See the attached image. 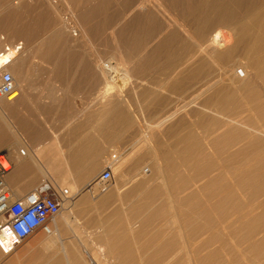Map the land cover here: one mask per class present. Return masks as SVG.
Wrapping results in <instances>:
<instances>
[{
  "label": "rangeland",
  "instance_id": "rangeland-1",
  "mask_svg": "<svg viewBox=\"0 0 264 264\" xmlns=\"http://www.w3.org/2000/svg\"><path fill=\"white\" fill-rule=\"evenodd\" d=\"M9 1L13 2L18 0H0V18H2L0 19V36L5 37L3 39L4 44L23 41L24 47L29 48L30 46H33V48H38L39 45L42 44L41 41L46 38L50 40L49 44L51 45V48L47 53H45L46 51L43 49L42 52L38 49L41 53L36 51L34 54L35 58H29L27 60L25 67L26 70L24 69L23 72L24 78H26L28 96L27 98L25 97L26 100L24 99L21 103L24 106L21 104L20 106H14L10 109L8 115L0 117V132L5 136V139L11 141L16 138L20 140V147L18 146L14 151L11 150L12 156H17L20 149H24L28 152L26 142L33 143L32 140H34V138L40 139L44 136L54 137L55 141L53 148H56L57 154L53 158L50 157L51 160L48 159L47 162L50 161L51 164L48 163V165L44 167L42 165L45 164V160L40 161L36 158V155H32V157L36 158V163H38V168L35 169L36 171L38 170L37 172L40 175V180L37 184L43 183L45 180L50 183L56 182L55 176L52 178V175L47 172V169L50 170L53 168L55 159L59 160L62 169H65V167L70 168L63 165L67 159L66 154L68 155L70 152L74 151L73 147L76 148L82 142L83 146L80 150V154L77 155L78 158H84L82 160H85L86 162L90 161L91 163H94L95 161L99 162L102 156L98 157L96 145H98V143L104 144L106 142H104V140L101 141L98 134L105 129L108 131L109 125L108 127L105 125L111 124L110 127L113 128H110L111 130L108 134L111 133L112 135L115 132V116L117 115L119 119L123 116L122 127L124 142L122 145V152L116 144H112L114 141V135H112L111 138L109 137L108 145L110 144L117 148L113 151L109 149L108 158L105 157L104 163L101 165L100 169L94 173V177L92 176V181H95L97 176H99L107 167L111 166L113 170V178L110 181V189L107 192H113L115 194L117 212L114 225L118 230L123 227V264H138L142 260L148 261L149 264H194L195 262L192 263V261L196 258L200 256H207L208 258L209 254L214 253V251L218 249H220L221 253L220 264L224 263L222 259L225 257L232 260L225 262L226 264H233L232 262L234 258L231 250L234 244H236V241L234 240L232 242L234 239L232 234L238 233V237L244 235L247 232V229L242 226L244 224L248 226L249 222H252L255 225H264V164H256L251 170L253 175H261V177H259V183L254 185L255 190L250 188L242 189L240 187H233L231 191L232 193L233 191L235 192L236 197L228 198L230 201L227 200L224 204L225 206L222 205L226 209L222 206L218 207L216 204L218 201L222 202L224 200V197H226L230 188L222 187L217 189L214 186H204L203 184L207 182L209 176L221 173L223 170V174L225 172L228 174L229 172L231 173L229 175L230 180H235V178H231V167H227L229 162L231 165V161L233 165L235 164L234 166H236L238 161H240L241 158V160H243L245 157L247 160H253V157L254 159L258 158V161L264 160V152L261 153V156V154H258L255 151H248L245 155L240 157L236 156L235 160H232L234 159L233 153L241 146L245 145L248 140L243 139V142L242 139L238 138L232 143L229 141V138H227L226 140L216 141L217 136H222V134L229 130L228 128H230L231 125L234 127L239 124L244 126L242 127V129L245 128L244 132L252 133V130L256 131L253 134L258 132L259 136H262L261 138L264 141V120L257 115L260 113V110L254 109L251 105H246V103H244L242 105L244 107L243 115L239 116L240 119H238L239 117L235 118L236 120L234 119V121L239 122L238 124L229 123L230 125L223 124L222 126V124L215 125V123H213L217 116V113L215 112H218V109L215 107V104H211L210 108H206L201 103V99H204L206 93L209 91L208 89L204 91V89L208 88V84L217 80L222 81L224 77L222 72L223 67L220 65L216 66L217 64L215 65L213 62L211 63V72L202 76V79L197 78L193 82L189 81L185 87L180 86L177 89H173L174 87L172 86V83L176 80H182V71L185 68H190L194 61L197 62L203 57V59H207V41H202V44L199 45V39L195 38L196 34H193V31L195 32V29L197 28L196 24L198 22L193 21L191 16L193 14L192 12L200 4L202 5L204 2L210 4L213 0H80L82 4L78 2V0H69L68 4L59 0L58 7H53L54 10L49 7V3H43L44 0H20L22 5L21 8L9 9L5 6V3ZM257 1L258 0L250 1L248 7H256L255 3ZM61 6L65 8H62ZM206 9L207 11L210 10L209 8ZM71 10L74 12L76 11L75 14L77 19L84 27L83 35L85 37L83 36L81 39L82 43L79 41H73L71 37L67 38V40L65 37L61 38V42L57 45L59 51L58 59L56 52L58 39L54 36L55 29L59 22H57L56 12L59 11L61 17H65V15L68 17V15L72 13L70 12ZM194 26L196 27L193 28ZM224 30L227 31V28H224ZM36 44L38 46H36ZM1 47H3V44ZM131 48L133 53L130 58V55H126V53H128ZM202 49L205 50V52ZM184 54L186 57L188 56L185 60L186 62H179V59L177 58L185 56ZM98 55L102 56L105 61H108L109 58H111V55L116 57L118 62L117 68H119L118 71H120V73L125 67L130 68L131 66L132 76L123 81V79L121 80L120 73H118L119 75L114 77L115 80H110V83H108L107 86L105 79H101L95 70H91L93 69L91 65L92 58ZM171 56H175L174 60L177 59L175 63H182L180 65L178 64L177 70H175L176 72L174 71L172 74L165 71V64ZM237 56V58L235 57V68H238L236 71H238L239 74H242V63H248L249 59L248 56L244 54L242 55V53ZM120 57H122V60ZM123 61H126L128 64ZM120 62L123 63V68ZM55 64L56 67H54ZM51 68L53 69V72ZM94 74L99 79L96 78ZM229 74L232 75L231 72ZM232 77L233 75L231 78ZM171 80L172 82H170ZM107 90H109V93H112L105 98V92ZM202 92L204 93V96L199 95L203 94ZM113 106H115L116 109L113 108L115 111L112 110L113 112H111L110 110ZM202 113L206 115L208 114V117L205 116L202 118L203 120L200 119V114ZM112 116L115 118L113 119ZM249 116H251L250 120L248 118ZM110 118H112V121L109 123ZM200 121H203L202 124ZM257 122H259V126H257ZM103 125L105 127H103ZM210 125H215V127L213 126V128ZM252 125L257 127L252 128ZM99 126H102L103 128H100ZM225 127H228V130ZM222 128H224V130H221ZM201 129L205 130L202 131ZM207 130L208 133H206ZM212 130L213 133L211 132ZM145 131H147V133L149 131V133L153 132L150 142L153 143L150 144L146 141H142L141 143L144 146H142V151H140V153L138 150V137H142ZM218 131L220 132L218 133ZM211 133L212 135L210 138L209 134ZM88 136H92V138ZM186 136L191 138L189 140L191 144V149L188 151L190 154L189 157H186L187 154H185ZM93 137L95 138V143H93ZM149 144L157 148L155 153L157 155L154 154L155 158L152 157L154 155H152ZM195 144L197 149L194 150ZM200 144L201 149L198 148ZM88 145H91V147ZM145 146H147L148 149L146 147L144 150ZM222 146H225V148ZM211 148L213 149L211 150ZM42 149L43 146H41L40 150L38 149L36 153H45ZM199 150L202 152L201 156ZM86 151H88V153ZM59 153H61L62 156H60ZM145 153L146 155H144ZM150 155L152 156L150 157ZM115 156L116 159H114ZM141 156L144 157V159L147 158L145 160L143 159V161H139ZM90 157L92 158L89 159ZM157 157L158 163L156 162ZM185 160H187V163ZM202 163L204 164L201 165ZM151 166L153 169L152 173H150L151 175L148 178L141 179L142 182H135L136 185H134L133 180L135 181L137 178L144 177V174L151 169ZM41 167L44 168L47 174L43 173L44 171H40ZM190 169L191 172H194L190 173ZM261 169L262 172L259 174L258 172H260ZM214 171H216V173ZM158 174H162L161 178ZM162 176L165 179H168V181H165L164 183V181L157 179H162ZM203 179L204 181L200 182V180L202 181ZM175 180L177 181L175 182ZM129 181H132L133 184ZM178 182L179 185H177ZM58 185L69 188L71 194L73 193L72 190H74V188L71 189L70 186L63 183H58ZM128 185L131 188L127 187ZM166 185H168V187ZM168 189L171 191L168 192ZM96 191H98V189ZM205 191L208 192V194ZM170 193L172 194L171 196H169ZM164 195H166V197H164ZM148 196L150 197L147 198ZM170 197L171 199L173 198L172 202ZM176 200L178 201L177 203ZM234 201H238L235 204L241 206L240 208L237 207L239 210L235 208V205L233 204ZM180 202L182 203L180 204ZM178 203L180 205H178ZM206 206L208 207L206 208ZM196 207L198 209H196ZM148 208L150 210H148ZM192 208L195 210L193 211ZM202 208L205 210H202ZM258 208L261 209L257 210ZM171 209H173L172 212L170 211ZM225 210L226 212L224 213ZM185 212L188 213L185 215ZM172 214L173 218L176 216L179 217H176L178 220V224L176 223L177 226H174L175 224L172 225V222H174L173 218H171ZM220 214L223 215L221 216ZM234 214L236 215L234 216ZM124 216H126V218ZM217 216H219V218ZM215 218L216 220H214ZM154 219L157 220L154 221ZM119 220L122 222L120 223ZM228 220L231 221L228 222ZM224 222H228V227L225 228L223 226ZM186 224L189 225L187 226ZM181 225L182 227H180ZM201 225L203 226L201 227L202 229L200 228ZM208 226L211 228H208ZM178 227L179 232H181L183 236L185 235L184 239L182 238V235L180 236ZM203 230L205 232H203ZM219 230L221 232L220 234L217 232ZM222 230H224V232ZM129 231L134 236L149 231L154 235V244L146 246L141 244V242L138 243V237L134 238L132 244L126 242L125 236L130 234ZM216 234L219 236L221 235L218 240L214 237ZM261 234L263 236H261ZM256 236L257 238L255 237V239L257 241L264 240V226ZM170 238L172 239L170 240ZM213 238H215V241ZM210 239L211 241H209ZM240 247V249H243L245 248V245L243 244V246L241 245ZM261 250L263 258L261 259L262 262L260 261V264H264V246H262ZM246 253L247 255H245V259L243 258V254L242 258H240L241 260L235 264H249L252 262L250 260L253 255L250 254V252ZM98 258L101 262H113L114 254L99 252ZM215 260L216 257L210 258L206 261V264L217 263Z\"/></svg>",
  "mask_w": 264,
  "mask_h": 264
},
{
  "label": "bare ground",
  "instance_id": "bare-ground-1",
  "mask_svg": "<svg viewBox=\"0 0 264 264\" xmlns=\"http://www.w3.org/2000/svg\"><path fill=\"white\" fill-rule=\"evenodd\" d=\"M61 1V0H60ZM82 1V0H81ZM250 1H252V0H213V2L212 3H207V2H204V4H200L192 13V16H191V18H192V20L193 21H197L198 23L196 24V26H197V28L195 29V32L193 31V34H196V37L195 38H198L199 39V45L200 44H202L201 42L202 41H207V45H206V47H207V59L205 58V59H203V58H200L197 62H195L194 61V63H193V65H191V67L190 68H185L183 71H182V76H183V78H182V80H180V81H175V82H173L172 83V86L174 87L173 89H177V88H179L180 86L181 87H185L186 85H187V83L189 82V81H194V80H196L197 78H199V79H202V76H204V75H206V74H209L210 72H211V70H212V66H211V63L213 62L216 66H218V65H220V66H222L223 67V74H224V77H223V80L222 81H219V80H217V81H214V82H210L209 84H208V88H206V89H204V91H206L207 89L209 90L207 93H206V95H205V97H204V99L202 98L201 99V103H202V105L204 106V107H206V108H210V106H211V104H215V107L218 109V112L216 111L215 113H217V116L215 117V122H213V123H215V125L216 124H222V126H223V124H229V123H231V124H238L239 122H236V121H234V119L235 118H237V117H239V116H242L243 115V113H244V107L242 106L244 103H246V105L247 104H249V105H251V107L252 108H254V109H257V110H260V113L259 114H257L262 120H264V0H258L255 4H256V7H254V8H249L248 6H249V3H250ZM44 2H46V3H49L48 5H49V7H51V9H53L54 10V8L55 7H58V3H59V0H44L43 1V3ZM62 2H65V3H69V0H62ZM78 2H80V0H78ZM209 2V1H208ZM81 4H82V2H80ZM80 3H78V4H80ZM209 4V5H208ZM254 4V5H255ZM62 5V4H61ZM251 5V4H250ZM5 6L7 7V8H9V9H11V8H21L22 7V5H21V3H20V0H18V1H13V2H11V1H9V2H6L5 3ZM54 7V8H53ZM62 8H65V7H63V6H61ZM60 7V8H61ZM68 8H69V5H68ZM78 8V7H77ZM206 8H209L210 10H208L207 11V9ZM8 9V10H9ZM8 10H6V11H8ZM63 11V10H62ZM54 12V11H53ZM70 12H72L70 15H68V17L65 15V17H61V15H60V13H59V11H57L56 12V15H57V22H58V25H57V27H56V29H55V34H54V36H55V38L57 37V41H58V43L56 44V46L59 44V42H61L60 41V39L61 38H66V40H67V38H69V37H71L72 39H73V41H79L80 43H82V41H81V39L83 38V34H84V27L82 26V24L80 23V21L77 19V16H76V14H75V12L74 11H70ZM68 14V13H67ZM56 18V17H55ZM60 18V19H59ZM181 18H183V17H181ZM0 19H2V18H0ZM48 19V18H47ZM7 20V19H6ZM5 20V21H6ZM17 24V23H16ZM3 26V25H2ZM1 26V27H2ZM196 26H194L193 28H195ZM224 28L226 29L227 28V31L226 30H224ZM29 32H31V31H29ZM25 35V34H24ZM85 37V36H84ZM3 38H5V37H2V36H0V51L4 48V46H5V44H4V42H3ZM197 39V40H198ZM196 40V41H197ZM46 41V42H45ZM56 41V42H57ZM233 41V42H232ZM39 42V41H38ZM42 42V44L41 45H39V47L38 48H33V46H30L29 48H27V47H24L23 48V50L16 56V58L14 59V61L7 67V69L14 75V78H15V82H16V86H17V88H18V90L20 91V93H19V97H18V99L17 100H15V101H13V102H9V101H0V117H2V116H4V115H8L9 114V111H10V109L11 108H13L14 106H20V104L24 101V99H25V97L27 98V92H28V88L26 87V78H24V69H25V67H26V64H27V60L29 59V58H35V56H34V54H35V52L36 51H38V49L39 50H41V52H42V49L43 50H45L46 52L45 53H47L49 50H50V48H51V45L49 44V42H50V40H48V39H46V38H44L43 39V41H41ZM76 43V42H75ZM209 43V44H208ZM2 44H3V47H1L2 46ZM12 44H15V43H12ZM39 44V43H38ZM186 45V44H185ZM191 45V44H190ZM189 45V46H190ZM204 45V46H205ZM36 46H38L37 44H36ZM36 46H34V47H36ZM120 46V45H119ZM203 46V45H202ZM122 47V46H121ZM117 48V47H116ZM126 48V47H125ZM37 49V50H36ZM47 49V50H46ZM54 49V48H53ZM120 49V48H119ZM123 49H124V47H123ZM184 49V48H183ZM187 50V49H186ZM189 50V49H188ZM203 50V49H202ZM201 50V51H202ZM204 52H205V50H203ZM38 52H40V51H38ZM40 52V53H41ZM56 52H57V58L59 59V51H58V46L56 47ZM126 52V51H125ZM112 53V52H111ZM114 53V52H113ZM124 53V52H123ZM122 53V54H123ZM132 48L128 51V53H126V55H130V58H131V55H132ZM240 53H242V55L244 54V55H246V56H248V59H249V61H248V63H242V74H239L238 73V71H236V69H238V68H235L236 67V58L238 57L237 55H239ZM170 54H171V52H170ZM114 55H116V54H114ZM118 55V54H117ZM185 55V54H184ZM10 56V55H9ZM205 56V55H204ZM237 56V57H236ZM188 57V56H187ZM187 57H186V55L185 56H183V57H181V58H177V59H179V62L180 61H183V62H186L185 60L187 59ZM236 57V58H235ZM121 58V60H122V57H120ZM174 58H175V56H171L170 58H169V60L166 62V64H165V71L166 72H168V73H173L175 70H177V67H178V64L180 65V64H182V63H175V61L177 60V59H175L174 60ZM93 59V60H92ZM91 60H92V62H91V65H92V68L93 69H91V70H95L96 71V73L101 77V79H105V83L107 84V86H108V83H110V80H112V81H114L115 79H114V77H116L117 75H119L118 73H120V71H118V69L119 68H117V65H118V62H117V59H116V57H114L113 55H111V58H109V60L108 61H105L104 60V58L102 57V56H94V58H92ZM128 59V58H127ZM168 59V58H167ZM209 59V60H208ZM5 60V56H3V57H0V63L1 62H3ZM130 61H132V60H130ZM129 61V62H130ZM123 62H126V61H123ZM242 62H244V61H242ZM121 63V62H120ZM122 64V68H123V63H121ZM126 64H128L127 62H126ZM187 64V63H186ZM125 65V64H124ZM53 67V66H52ZM54 67H56V64H55V66ZM91 67V66H90ZM133 67V66H132ZM148 67V66H147ZM146 67V69L148 70V68ZM180 67V66H179ZM52 69V68H51ZM55 69V68H54ZM26 70V69H25ZM131 66H130V68H124V69H122L121 70V73H120V77H121V80L123 79V81L124 80H127V78L129 77H131L132 75H131ZM52 72H53V69H52ZM56 72V71H55ZM94 72V71H93ZM92 72V73H93ZM176 72V71H175ZM231 72V74L233 75V77L231 78V76L232 75H230L229 73ZM95 73V72H94ZM95 73V74H96ZM95 74H94V76H95ZM169 76V75H168ZM96 77V76H95ZM96 78H98V77H96ZM99 79V78H98ZM120 79V78H119ZM170 82H172V80L170 81ZM103 83V82H102ZM182 83V84H181ZM168 85V84H167ZM170 86V85H169ZM209 87H210V89H209ZM172 88V87H171ZM174 91V90H173ZM101 92V91H100ZM112 92H110L109 93V90H107L106 92H105V98H107L110 94H111ZM148 93V92H147ZM203 93V92H202ZM199 95H203L204 96V93L203 94H199ZM117 98V97H116ZM115 98V99H116ZM118 99V98H117ZM138 99V98H137ZM26 100V99H25ZM102 100V99H101ZM100 100V101H101ZM110 100V99H109ZM157 100V99H156ZM155 100V101H156ZM104 101V100H103ZM114 101V100H113ZM200 101V100H199ZM106 102V101H105ZM110 102H112V101H110ZM200 103V102H199ZM198 103V104H199ZM117 104V103H116ZM116 104H114V105H116ZM21 105H23V104H21ZM24 106V105H23ZM148 106V105H147ZM200 106V105H199ZM144 107V106H143ZM113 108H115L116 109V107L115 106H113L112 107V109L110 110L111 112H113V111H115V110H113ZM120 108V107H119ZM215 109V108H214ZM216 109V110H217ZM17 110V109H16ZM113 110V111H112ZM118 110V109H117ZM202 110V109H201ZM205 110H207V109H205ZM209 111V110H208ZM214 111V110H213ZM103 113H104V111H103ZM103 113H102V115H103ZM212 113H214V112H212ZM248 113V112H247ZM254 113V112H253ZM126 114V113H125ZM219 115H220V117H219ZM9 116H11V115H9ZM13 116H14V114H13ZM101 116V115H100ZM108 116H110V115H108ZM117 116V115H116ZM115 116V117H116ZM127 116V115H126ZM125 116V117H126ZM200 119H202L203 117H205V116H207L208 117V114L206 115V114H200ZM114 117V118H115ZM256 117V116H255ZM8 118V117H7ZM92 118H94V117H92ZM112 118H113V116H112ZM112 118H110V120H109V123L112 121ZM113 118V119H114ZM121 118L122 119H124V117L123 116H121ZM198 118H199V116H198ZM249 118V120L251 119V116H249L248 117ZM253 118V117H252ZM259 118V119H260ZM95 119V118H94ZM106 119V118H105ZM109 119V118H108ZM107 119V120H108ZM145 119V118H144ZM207 119V118H206ZM238 119H240V117L238 118ZM106 120V121H107ZM130 120V119H129ZM146 120V119H145ZM151 120V119H150ZM203 120V119H202ZM236 120V119H235ZM242 120V119H241ZM246 120H247V118H246ZM114 121V120H113ZM206 121V120H205ZM253 121V120H252ZM260 121V120H259ZM202 122L203 121H200V123L202 124ZM262 122V121H261ZM264 122V121H263ZM105 123V122H104ZM103 123V124H104ZM212 123V124H213ZM258 123V125L257 126H259V122H257ZM160 124V123H159ZM194 124V123H193ZM247 124V123H246ZM100 125H102V124H100ZM108 125H109V127H108ZM215 125H213L214 127H215ZM230 125V124H229ZM229 125H228V127H229ZM240 125V124H239ZM239 125H236V126H230V128H226L228 131H224L225 133L224 134H222V136H220V137H218L217 136V138H216V141H221V140H226L227 138H229V141L230 142H235V140L236 139H238V138H240V139H242V141H243V139H245V140H248L247 141V143L245 144V145H243V146H241L236 152H234L233 153V155H234V159H232V160H235V158H236V156H242V155H245L248 151H255V152H257L258 154H261L262 152H264V141H263V139L261 138L262 136H259V134H258V132L256 133V134H253L254 132H256L255 130L253 131L252 130V133L250 132V133H247L246 131L244 132V129H242V127H244V126H239ZM244 125H245V123H244ZM248 125H249V123H248ZM248 125H246V126H248ZM105 126H107L108 127V131L106 132V133H108V132H110V130L113 128H111L110 126H111V124H106ZM104 125H103V127H105ZM124 126V125H123ZM125 126H127V125H125ZM191 126V125H190ZM210 126H212V125H210ZM212 126V127H213ZM257 126H253L252 125V128L253 127H257ZM100 127V126H99ZM102 127V126H101ZM100 127V128H101ZM102 127V128H103ZM157 127V126H156ZM159 127V126H158ZM173 127V126H172ZM206 127V126H205ZM208 127V126H207ZM213 127V128H214ZM2 128V127H1ZM111 128V129H110ZM168 128V127H167ZM247 128V127H246ZM105 129V128H104ZM103 129V130H104ZM206 129V128H205ZM205 129H203V130H205ZM250 129H251V127H250ZM102 130V129H101ZM100 130V131H101ZM151 130H153V129H151ZM194 130V129H193ZM192 130V131H193ZM202 130V129H201ZM200 130V131H201ZM202 130V131H203ZM221 130H224V128H222ZM220 130V131H221ZM19 131V130H18ZM220 131H218V133L220 132ZM93 132V131H92ZM102 132H104V131H102ZM114 132V131H113ZM150 132V131H149ZM147 133V131H145V133H144V135L142 136V137H138V139H139V141H138V150H139V152L140 151H142V146H144V145H142V141H146V142H148V143H150L151 142V139H152V133ZM212 133H213V130L211 131ZM264 132V131H263ZM20 133V132H19ZM98 133H99V131H98ZM119 133V132H118ZM117 133V134H118ZM197 133V132H196ZM195 133V134H196ZM206 133H208V130H207V132ZM212 133L211 134H209V137L212 135ZM217 133V134H218ZM96 134V133H95ZM104 134V133H103ZM140 134V133H139ZM99 135V134H98ZM112 135H114V133L112 134ZM111 135V136H112ZM123 135V134H122ZM221 135V134H220ZM139 136V135H138ZM154 136V135H153ZM247 136V137H246ZM88 137H91L92 138V136H88ZM108 136H106V138H107ZM110 137V136H109ZM108 137V138H109ZM115 137H117L116 135H115ZM155 137V136H154ZM208 137V136H207ZM208 137V138H209ZM94 138V137H93ZM107 138V139H108ZM111 138V137H110ZM109 138V139H110ZM118 138H120L119 136H118ZM195 138H196V136H195ZM198 138V137H197ZM211 138V137H210ZM209 138V139H210ZM90 139V138H89ZM89 139H88V141H89ZM102 139V138H101ZM100 139V140H101ZM105 139V138H104ZM103 139V140H104ZM114 139V138H113ZM154 139V138H153ZM191 138H189V136H186V138H185V154H187V156L186 157H189V153H188V151H190V142H189V140H190ZM199 139V138H198ZM207 139V138H206ZM91 140V139H90ZM22 141V140H21ZM94 142L93 143H95V138H94V140H93ZM109 141V140H108ZM116 141V140H115ZM119 141V140H118ZM208 141V140H207ZM207 141H206V143H207ZM229 141H228V143H229ZM91 142V141H90ZM120 142V141H119ZM119 142H117V143H119ZM159 142V141H158ZM226 142V141H225ZM241 142V141H240ZM244 142V141H243ZM87 143H89V142H87ZM97 143V142H96ZM109 143V142H108ZM139 143H141V144H139ZM147 143V144H148ZM153 143V142H152ZM152 143H150V144H152ZM201 143V142H200ZM203 143H204V141H203ZM113 145L115 144L114 143V141H113V143H112ZM146 144V145H147ZM149 144V145H150ZM202 144V143H201ZM201 144L199 145V149H201ZM211 144V143H210ZM213 144H215V143H213ZM20 145V140L19 139H14V140H6L5 139V136L0 132V152L2 151V150H5V151H8L9 153L11 152V150H13L14 151V149H16L18 146ZM94 145V144H93ZM106 145V144H105ZM110 145V144H109ZM108 145V147H109V149H111V151H113L114 149H116L115 148V146H109ZM133 145V144H132ZM136 145V144H135ZM154 145V144H153ZM173 145H174V143H173ZM209 145V144H208ZM223 145V144H222ZM241 145V144H240ZM89 147H91V145H88ZM87 146V147H88ZM98 147L100 146L99 144L97 145ZM137 146V145H136ZM213 146V145H212ZM218 146V145H217ZM221 146V145H220ZM235 146V145H234ZM237 146V145H236ZM20 147V146H19ZM88 147V148H89ZM94 147H96V146H94ZM98 147H96L97 149H99ZM135 147V146H134ZM146 147L147 146H145V148H144V150L146 149ZM209 147H211V146H209ZM208 147V148H209ZM214 147H216V146H214ZM219 147V146H218ZM223 147V146H222ZM86 148V147H85ZM95 148V149H96ZM207 148V149H208ZM223 148H225V146L223 147ZM105 150L107 149L106 147L104 148ZM103 149V150H104ZM108 149V150H109ZM132 149H133V147H132ZM147 149H148V147H147ZM156 147H154V146H152V145H150V150H151V152H152V155H154L155 153H156ZM159 149V148H158ZM195 149H197L196 148V144H195V148H194V150ZM213 148H211V150H212ZM214 149H216V148H214ZM218 149V148H217ZM249 149H253V150H249ZM93 150H94V148H93ZM104 150V151H105ZM135 150V149H134ZM143 150V151H144ZM166 150V149H165ZM180 150V149H179ZM184 150V149H183ZM206 150V149H205ZM200 152V156H201V154H202V152H201V150H199ZM85 152V151H84ZM83 152V153H84ZM87 153H88V151H86ZM133 152V151H132ZM157 152H158V150H157ZM162 152V151H161ZM172 152V151H171ZM229 152V151H228ZM227 152V153H228ZM254 152V153H255ZM107 153H108V151H107ZM141 153V152H140ZM160 153V152H159ZM178 153V152H177ZM204 153V152H203ZM210 153H211V151H210ZM220 153V152H219ZM11 154V153H10ZM75 154V153H74ZM91 154V153H90ZM109 154V153H108ZM136 154V153H135ZM30 155V154H29ZM28 155V156H29ZM79 155V154H78ZM137 155V154H136ZM144 155H146V153L144 154ZM144 155H142V156H144ZM152 155H150V157L152 156ZM155 155H157V154H155ZM155 155L154 156H152V157H154L155 158ZM248 155V154H247ZM253 155V154H252ZM255 155V154H254ZM11 156H12V154H11ZM27 156V152L25 153V154H22V153H20V151H19V153H18V155H17V161L19 162L21 159H23V158H25ZM68 156V155H67ZM74 156V155H73ZM86 156H88V155H86ZM91 156V155H90ZM105 156V155H104ZM138 156V155H137ZM136 156V157H137ZM140 157L141 159H139V161L140 160H142L143 161V159H144V157ZM205 156V155H204ZM223 156V155H222ZM230 156H232V155H230ZM261 156H262V154H261ZM264 156V155H263ZM15 156H12V159H13V162H14V165H15V160L14 159H16V157L14 158ZM71 157V156H70ZM78 157V156H77ZM80 157H81V155H80ZM114 157V156H113ZM149 157V158H150ZM173 157V156H172ZM172 157H171V159H172ZM36 158H38L40 161H42V160H45V164H43L42 166H44V167H46L47 165H48V163H50V161L49 162H47L48 161V159L49 160H51L50 159V157L49 156H47V155H45L44 153H36ZM36 158H33L32 156H30V157H28L25 161L23 160V163H17L16 164V167L14 168L15 170L12 172V174H14V172L19 168V166L21 165L22 166V164L25 166V169L27 170V169H29V170H32V169H30L31 167H30V163L32 162V164L34 165V167L35 168H38V163H36ZM67 158H69V157H67ZM76 158V157H75ZM74 158V159H75ZM92 157H90L89 159H91ZM94 158H95V156H94ZM147 158V157H146ZM145 158V159H146ZM153 158V159H154ZM161 158V157H160ZM179 158H181V157H179ZM184 158V157H183ZM191 158V157H190ZM208 158H210V157H208ZM231 158V157H230ZM246 158V157H245ZM243 159V160H241L240 159V161H238V163L236 164V166H234L233 165V163H232V161H231V165H230V162H229V165L227 166V167H231V172H232V179L233 178H235V180L233 181V180H230L229 178H230V172H229V174L227 173V172H225L224 174L221 172V173H218V174H215V175H213V174H211V175H213V176H209L208 177V179H207V182L205 183V184H203L204 186H214L215 188H222V187H226V188H230V191L229 192H227V195H226V197H224V200L221 202V201H218L217 202V206L219 207V206H222V205H224L225 203H226V201L227 200H229L228 198H234V197H236V194H235V192L233 191V193H232V188L233 187H240V188H250V189H252V190H255L254 189V185H257V183H259V177H261V175H253V172H251V170L253 169V166L254 165H256V164H259V163H261V164H264V160H260V161H258V158L257 159H254V157L252 158L253 160H247V158L246 159ZM78 159V158H77ZM82 159H84V158H82ZM82 159H80L81 161H85V160H82ZM86 159V158H85ZM87 159H88V157H87ZM111 159V158H110ZM114 159H116V156H115V158ZM144 159V160H145ZM158 159V157L156 158V162L158 161L157 160ZM188 159V158H187ZM203 159V158H202ZM211 159V158H210ZM68 160V159H67ZM70 160V159H69ZM72 160H73V158H72ZM80 160H78V161H80ZM161 160V159H160ZM163 160V159H162ZM176 160V159H175ZM75 161V160H74ZM169 161V160H168ZM180 161V160H179ZM187 160H185V162H186ZM201 161V160H200ZM204 161V160H203ZM30 162V163H29ZM39 162V161H38ZM52 162V161H51ZM217 162H219V161H217ZM75 163H77V160L75 161ZM80 163V162H79ZM84 163H86L87 164V162H84ZM139 163H142V162H139ZM151 163V162H150ZM158 163V162H157ZM160 163H161V161H160ZM166 163H167V161H166ZM177 163V162H176ZM187 163V162H186ZM189 163V162H188ZM51 164V163H50ZM136 164H138V163H136ZM153 164V163H152ZM198 164V163H197ZM204 163H202L201 165H203ZM76 165V164H75ZM74 165V163H73V166H75ZM84 165V164H83ZM154 165V164H153ZM152 165V166H153ZM164 165H165V162H164ZM168 165H169V162H168ZM200 165V166H201ZM23 166V167H24ZM32 166V165H31ZM70 166H72V165H70ZM77 167H78V164L76 165ZM152 166H151V169H149L148 171H147V173L146 174H144L145 176L144 177H140V178H137L135 181L133 180V182H134V185H136L135 184V182H142V180L141 179H144V178H148L151 174L150 173H152V171H153V169H152ZM196 166V165H195ZM218 166V165H217ZM33 167V168H34ZM77 167H76V169H77ZM100 166H98V167H96V168H99ZM166 167V166H165ZM164 167V168H165ZM188 167V166H187ZM186 167V168H187ZM193 167V166H192ZM216 167V166H215ZM215 167H213V168H215ZM35 168H34V170H35ZM85 167H83V169H84ZM171 168V167H170ZM211 168V167H210ZM219 168V167H218ZM24 169V170H25ZM81 168H79L78 170H80ZM95 169V168H94ZM93 169V170H94ZM100 169V168H99ZM212 169V168H211ZM71 170V169H70ZM74 170V169H73ZM82 170V169H81ZM88 170V169H87ZM147 170V169H146ZM145 170V171H146ZM170 170V169H169ZM189 170V169H188ZM220 170V169H219ZM38 171V170H37ZM40 171L41 172H43V173H46L47 174V172L50 174V175H52V178L55 176V179H56V182H58V183H63V184H66L67 186H70V188L72 189L73 187H74V182L73 181H75L74 180V178H73V176H72V174H70L67 170L65 171V169H62L61 167H60V163H59V160L57 159H55V161H54V166H53V168H51L50 170H48L47 169V172H45V170H44V168H40ZM85 171H86V169H85ZM174 171V170H173ZM205 171V170H204ZM227 171H229V170H227ZM264 171V170H263ZM17 172V171H16ZM19 172V171H18ZM17 172V173H18ZM77 172V171H76ZM93 172V171H92ZM95 172H96V169H95ZM94 172V173H95ZM194 172V171H193ZM193 172H191V169H190V173H193ZM202 172H203V170H202ZM215 173H216V171H214ZM262 172V169H261V171L260 172H258L259 174ZM52 173V174H51ZM79 173H80V171H79ZM81 173H83V172H81ZM91 173V172H90ZM256 173H257V171H256ZM75 173H73V175H74ZM87 175H88V173H87ZM158 175H160V174H158ZM162 175V174H161ZM161 175H160V178H161ZM199 175V174H198ZM203 175V174H202ZM202 175H200V176H202ZM209 175V174H208ZM75 176H77V175H75ZM74 176V177H75ZM81 176V175H80ZM85 176V175H84ZM139 176V175H138ZM177 176V175H176ZM179 176V175H178ZM50 177V176H49ZM78 177V176H77ZM77 177H75V179L77 178ZM163 177V176H162ZM198 177V176H197ZM197 177H196V179H197ZM80 178V177H79ZM78 178V179H79ZM167 178V177H166ZM170 178V177H169ZM187 178V177H186ZM84 179H86L85 177H84ZM83 179V180H84ZM158 180H162V181H164V183H165V181L167 182L168 181V179H165L164 177L162 178V179H159V178H157ZM175 179H176V177H175ZM129 180V179H128ZM128 180H127V182H128ZM157 180V181H158ZM186 180V179H185ZM77 181V180H76ZM153 181V180H152ZM157 181H155V182H157ZM177 180H175V182H176ZM204 181V179L201 181L200 180V182H203ZM85 182V181H84ZM126 182V183H127ZM129 182H131L132 184H133V182L132 181H129ZM181 182V181H180ZM78 183H80V182H78ZM152 183V182H151ZM153 183H154V181H153ZM169 183V182H168ZM172 184H173V182H172ZM196 184H198V183H196ZM177 185H179V182H178V184ZM188 185V184H187ZM261 185V184H260ZM137 186H138V183H137ZM145 186V185H144ZM167 187H168V185H166ZM170 186V185H169ZM92 187V186H91ZM127 187H130L129 185L127 186ZM127 187H126V189H127ZM133 187V186H132ZM186 187V186H185ZM131 188V187H130ZM145 188V187H144ZM98 189V188H97ZM146 189V188H145ZM144 189V190H145ZM167 189V188H166ZM176 189H177V187H176ZM175 189V190H176ZM183 189V188H182ZM181 189V190H182ZM249 189V190H250ZM17 190H18V188H17ZM20 190V189H19ZM18 190V191H19ZM95 190V189H94ZM125 190V189H124ZM159 190V189H158ZM180 190V189H179ZM210 190V189H209ZM235 190V189H234ZM248 190V191H249ZM17 191V192H18ZM168 192L169 191H171V190H167ZM206 191H208V190H206ZM205 191V192H206ZM212 191V190H211ZM241 191V190H240ZM246 191V190H245ZM95 192V191H94ZM93 192V193H94ZM144 192V191H143ZM155 192V191H154ZM153 192V193H154ZM174 192V191H173ZM172 192V193H173ZM194 192V191H193ZM209 192V191H208ZM208 192H206L207 194H208ZM260 192V191H259ZM98 193L100 194V193H103V192H101V190L100 189H98ZM98 193L96 194V195H98ZM112 193V192H111ZM110 193V194H111ZM117 193V192H116ZM152 193V194H153ZM163 193V192H162ZM177 193V192H176ZM258 193V192H257ZM140 194H142V193H140ZM151 194V195H152ZM219 194V193H218ZM231 194H232V196H231ZM250 194V193H249ZM254 194V193H253ZM112 195H114V193H112ZM111 195V196H112ZM127 195V194H126ZM150 195V196H151ZM172 194L170 193V195L169 196H171ZM178 195V194H177ZM182 195V194H181ZM190 195V194H189ZM188 195V196H189ZM192 195V194H191ZM216 195V194H215ZM238 195V194H237ZM111 196H109V198L111 197ZM140 196V195H139ZM150 196H148L147 198H149ZM200 196V195H199ZM203 196V195H202ZM214 196V195H213ZM221 196V195H220ZM138 197V196H137ZM164 197H166V195H164ZM201 197V196H200ZM246 197V196H245ZM254 197V196H253ZM257 197V196H256ZM175 198H176V196H175ZM212 198V197H211ZM241 198V197H240ZM121 199H122V196H121ZM127 199V198H126ZM173 199V198H172ZM172 199H171V197H170V200H171V202H172ZM179 199H180V197H179ZM182 199V198H181ZM193 199H195V198H193ZM205 199H206V196H205ZM251 199H253V198H251ZM116 200V199H115ZM148 200V199H147ZM163 200V199H162ZM197 200V199H196ZM195 200V201H196ZM199 200V199H198ZM232 200V199H231ZM238 200V199H237ZM254 200V199H253ZM122 201V200H121ZM131 201V200H130ZM160 201V200H159ZM174 201V200H173ZM180 201V200H179ZM184 201V200H183ZM195 201H193V202H195ZM201 201V200H200ZM230 201V200H229ZM242 201V200H241ZM256 201V200H255ZM133 202V201H132ZM168 202H169V200H168ZM178 201L176 200V203H177ZM191 202V201H190ZM238 202V201H237ZM237 202H235L234 201V205H235V208H240L241 206H238L237 204H235V203H237ZM239 202H240V199H239ZM252 202V201H251ZM250 202V203H251ZM257 202V201H256ZM158 203V202H157ZM182 202H180V204H181ZM230 203V202H229ZM245 203V202H244ZM243 203V204H244ZM136 204V203H135ZM134 204V205H135ZM156 204V203H155ZM179 203H178V205H180ZM187 204V203H186ZM198 204V203H197ZM211 204H214V203H211ZM232 204V205H233ZM148 205V204H147ZM158 205V204H157ZM169 205H171V204H169ZM192 205V204H191ZM172 206H173V203H172ZM195 206V205H194ZM225 206V205H224ZM224 206H222V207H224ZM255 206V205H254ZM138 207H140V206H138ZM137 207V208H138ZM208 206H206V208H207ZM209 207H211V206H209ZM250 207H252V206H250ZM249 207V208H250ZM71 208V207H70ZM150 208H152V207H150ZM177 208V207H176ZM184 208V207H183ZM205 208V207H204ZM225 208V207H224ZM237 208V209H238ZM125 209V208H124ZM169 209V208H168ZM186 209V208H185ZM193 209V208H192ZM196 209H198L197 207H196ZM226 209V208H225ZM232 209V208H231ZM230 209V210H231ZM253 209V208H252ZM259 209H261V208H258L257 210H259ZM70 210V209H69ZM148 210H150L149 208H148ZM172 210L173 209H171L170 211L172 212ZM195 209H193V211H194ZM202 210H205V209H203L202 208ZM207 210V209H206ZM229 210V211H230ZM239 210V209H238ZM175 211V210H174ZM189 211H191V210H189ZM188 211V212H189ZM237 211V210H236ZM241 211V210H240ZM244 211V210H243ZM121 212V211H120ZM124 212V211H123ZM142 212V211H141ZM187 212V213H188ZM205 212V211H204ZM226 212V210L224 211V213ZM238 212V211H237ZM237 212H236V214H237ZM255 212V211H254ZM126 213V212H125ZM144 213H146V212H144ZM143 213V214H144ZM186 212H185V215L187 214ZM203 213V212H202ZM207 213V212H206ZM214 214H216L215 212H213ZM221 213V212H220ZM228 213V212H227ZM141 214V213H140ZM168 214V213H167ZM181 214V213H180ZM197 214V213H196ZM204 214V213H203ZM236 214H234V216L236 215ZM254 214V213H253ZM146 215V214H145ZM200 215V214H199ZM213 215V214H212ZM217 215H219V214H217ZM221 215V214H220ZM223 215V214H222ZM221 215V216H222ZM226 215V214H225ZM244 215V214H243ZM128 216V215H127ZM197 216V215H196ZM125 218H126V216H124ZM171 217V216H170ZM177 218H179L178 216H176ZM176 217H174L173 218V214H172V217L171 218H173V220H174V222H172V225L173 224H175L174 226H177L176 225V223L178 222V220H177V218ZM218 218H219V216H217ZM140 218V217H139ZM163 218V217H162ZM161 218V219H162ZM197 218V217H196ZM195 218V219H196ZM201 218V217H200ZM199 218V219H200ZM224 218V217H223ZM233 218V217H232ZM129 219V218H128ZM127 219V220H128ZM136 219V218H135ZM158 219V218H157ZM157 219H154V221L155 220H157ZM193 219H194V217H193ZM201 219H203V218H201ZM222 219V218H221ZM248 219V218H247ZM250 219V218H249ZM140 220V219H139ZM160 220V219H159ZM167 220V219H166ZM197 220V219H196ZM214 220H216V218L214 219ZM223 220H225V219H223ZM232 220V219H231ZM231 220H228V222H230ZM261 220V219H260ZM264 220V219H263ZM262 220V221H263ZM120 221V220H119ZM134 221V220H133ZM168 221V220H167ZM180 221V220H179ZM191 221V220H190ZM194 221V220H193ZM192 221V222H193ZM213 221V220H212ZM253 221V220H252ZM122 221H120V223H121ZM135 222H137V221H135ZM169 222V221H168ZM184 222H186V221H184ZM183 222V223H184ZM207 222V221H206ZM222 222V221H221ZM228 222H224V224H223V226L226 228V227H228V225H227V223ZM119 223V224H120ZM194 223V222H193ZM199 223V222H198ZM197 223V224H198ZM207 223H209V222H207ZM206 223V224H207ZM213 223V222H212ZM218 223V222H217ZM226 223V224H225ZM259 223V222H258ZM163 224V223H162ZM178 224V223H177ZM206 224H204V225H206ZM210 224V223H209ZM170 225V224H169ZM179 225H180V223H179ZM187 225V224H186ZM189 225V224H188ZM187 225V226H188ZM208 225V224H207ZM230 225V224H229ZM72 226V225H71ZM130 226V225H129ZM133 226V225H132ZM131 226V227H132ZM264 226V225H263ZM261 224H258V225H255V224H253L252 222H249L248 223V226L246 225V224H244L242 227L243 228H246L247 229V232L244 234V235H241V236H239L238 237V233H236V234H232L233 236H234V239L232 240V242L235 240L236 241V244H234V246H233V248H232V253H233V264H235V263H237V262H239L241 259L240 258H242V256H243V254H244V256H243V258L244 257H246L245 255H247V253L246 252H250V254H252L253 255V257L251 258V260L250 261H252V262H250L249 264H260V261L262 262V258H263V256H262V250H261V248H262V246H264V240H262V241H257L256 239H255V237L257 238V234H258V232H260L261 231V229H262V227H263ZM128 227V226H127ZM180 227H182V225L180 226ZM201 227H203L202 225L200 226V228ZM214 227V226H213ZM224 227H222V228H224ZM122 229H123V227H121ZM129 228V227H128ZM208 228H211V227H209L208 226ZM221 228V229H222ZM237 228V227H236ZM240 228V227H239ZM121 229V230H122ZM124 229H125V227H124ZM131 229V228H130ZM157 229V228H156ZM177 229V228H176ZM181 229H183V228H181ZM192 229V228H191ZM202 229V228H201ZM204 229H205V227H204ZM131 230H133V229H131ZM142 230V229H141ZM175 230V229H174ZM244 230V229H243ZM125 231V230H124ZM135 231V230H134ZM138 231V230H137ZM181 231V230H180ZM200 231V230H199ZM223 232H224V230H222ZM227 231V230H226ZM245 231V230H244ZM130 232V231H129ZM178 232H179V227H178ZM201 232H202V230H201ZM203 232H205L204 230H203ZM219 234L221 233L220 232V230L219 231H217ZM222 232V233H223ZM137 233V232H136ZM135 233V234H136ZM153 233V232H152ZM180 233V236L182 235V238L184 239V236H183V234L181 233V232H179ZM198 233V232H197ZM196 233V234H197ZM130 234H131V232H130ZM151 234V233H150ZM195 234V235H196ZM262 234H263V232H262ZM261 234V236H263ZM126 235V234H125ZM51 236V235H50ZM50 236H47V237H50ZM163 236V235H162ZM134 237V236H133ZM214 237H216L217 238V240L221 237V235L219 236V235H217L216 234V236H214ZM181 238V239H182ZM172 238H170V240H171ZM182 239V240H183ZM215 238H213V240H214ZM258 239H259V237H258ZM262 239H263V237H262ZM213 240H212V243H213ZM180 241V240H179ZM209 241H211V239L209 240ZM215 241V240H214ZM185 242V241H184ZM183 242V243H184ZM172 243V242H171ZM210 243V242H209ZM169 244V243H168ZM232 244V243H231ZM243 244L245 245V248H243V249H240L241 247V245L243 246ZM105 245V244H104ZM165 245V244H164ZM167 245V244H166ZM171 245V244H170ZM183 245V244H182ZM181 245V246H182ZM201 245V244H200ZM205 245H206V243H205ZM204 245V246H205ZM228 245V244H227ZM172 246V245H171ZM230 246V245H229ZM229 246H228V248H229ZM101 247V246H100ZM163 247V246H162ZM166 247V246H165ZM184 247V246H183ZM194 247V246H193ZM186 248V247H185ZM180 249H182V248H180ZM123 250V249H122ZM186 250V249H185ZM228 250V249H227ZM104 251V250H103ZM181 251V250H180ZM188 251V250H187ZM264 251V250H263ZM126 252V251H125ZM223 252V251H222ZM225 253H226V251H225ZM220 249H218V250H216V251H214V253H212V254H209L208 255V258H207V256H200V257H198V258H196L195 260H193L192 261V263L193 262H195L194 264H206V261L207 260H209L210 258H213V257H216V260H215V262H217V263H214V264H220V260H221V256H220ZM228 254V253H227ZM264 254V253H263ZM179 255V254H178ZM88 256L89 257H91V260L93 261L92 262V264H102L101 263V261H100V259L98 258V254L95 252H89L88 253ZM232 256V255H231ZM230 256V257H231ZM226 258V257H225ZM225 258L224 259H222L223 260V262L225 263V262H228V261H232V260H229L228 258H226V260H225ZM183 259V258H182ZM190 259H192V258H190ZM245 259V258H244ZM169 260V259H168ZM128 261V260H127ZM166 262V261H165ZM213 262V261H212ZM210 263V262H209ZM223 263V264H224ZM171 264V263H170ZM186 264V263H185ZM226 264V263H225Z\"/></svg>",
  "mask_w": 264,
  "mask_h": 264
},
{
  "label": "crops",
  "instance_id": "crops-1",
  "mask_svg": "<svg viewBox=\"0 0 264 264\" xmlns=\"http://www.w3.org/2000/svg\"><path fill=\"white\" fill-rule=\"evenodd\" d=\"M122 124V118L119 119L118 116H116L114 141L116 140L115 144L121 149V152L124 142ZM106 132L107 131L105 129L104 132H100L99 134V139L102 138V141L105 138L104 142L106 143H98L100 145L99 147L96 145L99 148L97 149L98 157L102 156L99 162L95 161L94 163H91L90 161H87L86 164L84 163L86 161L83 162L80 160L81 158L77 157L83 146L82 142L76 148L73 147L74 151L70 152L68 156L66 154V157L69 158H67L68 160L66 159V162L63 165L70 167H65V171L67 170L70 174H72L75 180L73 181V197L72 199L66 201L61 213L57 217L56 223L54 224V233L50 237H47V235L43 232L34 234L10 256H4L0 250V264H92L93 261L91 260V257L88 256L89 252H96L97 254L99 252L114 254L113 262L111 261L105 263V261H103L101 262L102 264H123V230H121L122 228L118 230L114 225L117 212L115 194L112 195L113 192H107L110 188L106 192L99 194L98 191H96L98 186L94 183V181H92L95 169L97 172L104 163L105 157L108 158L109 155L108 153L110 150H108V137H111V133L108 134ZM115 135L117 137H115ZM106 136H108V139ZM118 136L120 138H118ZM54 141V137L44 136L40 139L34 138V140H32L33 143L26 142L28 150V152L26 151L27 156L19 162L23 163V160L25 161L28 157L36 155V151L38 149L40 150L41 146H43L42 150L45 151L44 154L53 158L57 154L56 148H53ZM105 147L107 148L106 150L104 149ZM59 155L62 156L61 153H59ZM14 156L16 157V159H14L15 168L16 164L19 162L17 161V156ZM74 160H77V163H75ZM73 163L74 165L78 164V167L76 165L73 166ZM29 165L32 170H26L25 166L22 164V166L20 165L16 170L17 172L19 171L18 173L15 171L14 174H12L15 170L14 169L6 178L9 187L13 188L16 192L20 189L17 192L18 197H23L34 189L40 187H45L46 189L50 187L57 190L59 188H64L56 182H52L54 184L53 185L47 180L43 181V183L37 184L40 180V175L36 169L34 170L35 167L32 162ZM98 166L100 167L96 168ZM83 167L85 168L83 169ZM79 168L82 170H78ZM73 173L75 174L73 175ZM74 176L77 178L75 179ZM84 177L86 179H84ZM97 193L98 195H96ZM109 196L111 197L109 198ZM133 236L134 235L132 234H127L125 236L126 242L132 244L134 242V238L138 237V243L141 242V244L146 246L154 244V235L150 234L149 231L140 235H135L134 237ZM138 264L149 263L146 260H142Z\"/></svg>",
  "mask_w": 264,
  "mask_h": 264
},
{
  "label": "built area",
  "instance_id": "built-area-1",
  "mask_svg": "<svg viewBox=\"0 0 264 264\" xmlns=\"http://www.w3.org/2000/svg\"><path fill=\"white\" fill-rule=\"evenodd\" d=\"M4 39V38H3ZM24 42L5 44L0 57V101L13 102L18 99L20 91L14 75L7 67L23 50ZM10 55V56H9ZM25 154L26 150L20 149ZM14 170V162L8 151L0 152V250L4 256H10L29 238L38 232L50 236L54 233V224L66 201L73 195L69 188L52 189L36 188L23 197L8 186L6 178ZM113 178L111 166L107 167L94 183L101 192L109 189Z\"/></svg>",
  "mask_w": 264,
  "mask_h": 264
}]
</instances>
